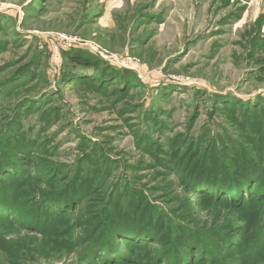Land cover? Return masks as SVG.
<instances>
[{
	"label": "rangeland",
	"instance_id": "1",
	"mask_svg": "<svg viewBox=\"0 0 264 264\" xmlns=\"http://www.w3.org/2000/svg\"><path fill=\"white\" fill-rule=\"evenodd\" d=\"M6 203L0 264H264V0H0Z\"/></svg>",
	"mask_w": 264,
	"mask_h": 264
},
{
	"label": "trees",
	"instance_id": "2",
	"mask_svg": "<svg viewBox=\"0 0 264 264\" xmlns=\"http://www.w3.org/2000/svg\"><path fill=\"white\" fill-rule=\"evenodd\" d=\"M200 170L204 171V168L201 167ZM207 170H209V169H207ZM245 176H251V174L244 175V177L241 180V182H236V181L231 182L230 185H229V186H233L231 190H228L227 187H224L225 185H222L223 181H204L202 179H197V182L200 183L199 187H200V185H202L203 188H206L209 192L212 191V190L213 191H217L219 189L220 192H224L225 195H228V192H229V194H233L235 192H239L240 185H242V184H244V183H246L248 181V179ZM251 179H252V176H251ZM204 184H206V185H204ZM234 184H236V187H234ZM209 187H211V188L209 189ZM73 202H75V201H73ZM73 202H69V203H66V204H72ZM69 206H71V205H69ZM2 207L8 208L9 210H11V205H9L8 203H6L5 205L0 206V208H2ZM141 216L142 215H140V218H141ZM135 218H136V215H135ZM117 220L113 221V225H112V229L111 230L109 229V231H106L104 233V235L102 234L101 239H95V241L98 243V244L97 243H93L95 246L97 245L96 246L97 248L95 247L96 249L102 248L103 251L105 250V251L109 252V254H114V253L117 252V248L115 246L116 243H114V238H115L114 236H116V234L118 236L123 237L126 240L130 241L129 238H132V239L135 238L134 235L137 234L135 232H141L140 230H136L135 228L130 227L133 224H135L134 222H131L128 219H123L122 223H118ZM136 223H138V222H136ZM136 239H138V238L136 237ZM111 244L114 245L115 247H112ZM96 249H94V250H96Z\"/></svg>",
	"mask_w": 264,
	"mask_h": 264
}]
</instances>
